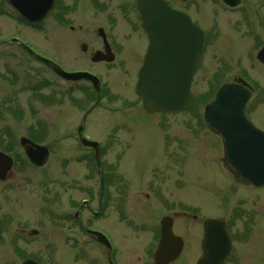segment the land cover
<instances>
[{
	"label": "rangeland",
	"instance_id": "obj_1",
	"mask_svg": "<svg viewBox=\"0 0 264 264\" xmlns=\"http://www.w3.org/2000/svg\"><path fill=\"white\" fill-rule=\"evenodd\" d=\"M135 1L58 0V6L43 23L27 30L5 14L0 0V39L22 35L38 54H57L61 63L53 59L64 69L87 68L100 74L107 87L106 97L112 99H106L102 94L106 106H95L86 114L84 135L108 145L103 160L111 167L114 181L127 185V195L121 205L112 199L92 225L96 230L115 235L125 232L122 239H116V245L122 249L123 262L137 264L138 257L145 258V247L153 238L149 232H159L161 218L171 216L173 212H185L186 217L174 218L172 231L182 232L184 237L187 234L189 255H184L183 263L179 264H192L190 254H194L195 235L192 233L191 237L190 232H202L205 218L223 217L228 232H264V187L253 189L233 181L220 162L222 140L207 129L202 117L203 107L213 99L217 88L241 75L254 89L244 107V116L264 132V72L261 68L253 71L246 58L238 65L233 51L232 18L216 0H191V5L188 2L179 4L181 8L200 11L205 34L219 32L215 40L211 34L204 39L203 54L195 65L183 110L146 113L135 94L136 75L147 49V37L140 26ZM164 1L174 3V0ZM57 15L62 16V25L52 23ZM217 21L220 29L216 27ZM99 28L103 29L114 57L106 64L90 61L93 51L102 48L97 34ZM82 44L87 46L85 51L80 50ZM35 65L33 68L41 69L40 65ZM32 85H38V81L33 80ZM78 85L81 86L78 90L71 89L66 83L62 89L59 86L43 87L39 91L49 100L33 98L32 107L16 110V115H11V109L0 106V133L8 130L26 133L32 141L49 150L42 167L36 168L25 162L26 168L17 175L14 190L3 193L6 185H0V204L4 205L0 210V245L5 253H8V233L14 227L27 232L35 229L37 235L28 239L26 234L16 233L21 239L17 241V256L25 252L32 258L38 257L43 264H51L58 260L61 251H66L63 254L71 261L72 237L70 233L62 232L67 224L57 218L62 158L66 164L65 174L74 171L72 174L80 184L87 179L83 163L72 154L73 141H62V138L74 132L83 114L92 105L94 107L95 101V94L88 84L79 82ZM124 122L126 126L122 128L120 124ZM115 123L120 130L114 129ZM110 132H117V135L104 141ZM161 150H175L171 151L175 157L169 171H164L158 163ZM24 178L26 183H23ZM91 181L97 192L98 175L95 174ZM145 193L149 194L148 199L144 197ZM84 197L82 192L77 194L79 200ZM10 205L15 206L14 223L7 217ZM88 215L84 214L85 217ZM83 238L80 236V240ZM91 251L97 264H103L105 252L94 247ZM85 261L79 260L82 264Z\"/></svg>",
	"mask_w": 264,
	"mask_h": 264
},
{
	"label": "flooded vegetation",
	"instance_id": "obj_2",
	"mask_svg": "<svg viewBox=\"0 0 264 264\" xmlns=\"http://www.w3.org/2000/svg\"><path fill=\"white\" fill-rule=\"evenodd\" d=\"M187 2L189 5H191V0H174V3L167 2V4L169 8L179 11L182 14L186 15L191 20V22L201 31V56L203 54L204 39L206 40L207 35L209 37L211 33L208 32L207 34H205L206 29L205 27H203L202 19L200 17V15H203L200 13L199 10L195 11V9H188V7L181 8V6H179V4H185ZM216 2L220 6V8L224 12L229 13L232 18L231 27L234 37L233 51L238 65L241 64L243 60L247 59L249 61V64L252 66L253 71L261 68V70L264 72V0H231L233 6L228 5L223 0H216ZM2 4L4 8L3 11H6V15L11 16L13 18V21H15L19 26H22L23 29L31 30L32 28H37L39 24L43 23L44 19L48 18V14L54 11L55 8L58 6V0H53L50 12L44 17L43 20L37 23H29L22 20L14 12L11 11V9L7 6L4 0H2ZM1 7L2 6L0 4V12L2 11ZM6 15L4 17L12 21V18H9ZM55 18L56 21H52L55 26L57 23L61 25L63 24L61 15H57ZM217 24L218 25L215 26L220 29L219 21H217ZM218 32L219 31L217 30L216 35L211 34V38L213 40L217 38ZM98 36L101 38L100 35ZM101 41L102 48H98L93 51V53L90 55V61L95 52H104L105 44L102 38ZM107 45L111 51V45L108 42ZM86 48L87 46L85 44H82L80 46L81 51H85ZM29 50L35 52L42 58L51 61L53 64L57 65L65 72H87L95 76L100 82V92L99 94H97V92L92 87V84L89 81H79L81 83L88 84L92 92L95 94V101L93 103L94 107L92 105L86 110V112L83 114L84 116H82V120L79 122L78 126L75 127L74 132L67 134L64 138H62V141H73L74 149H71V151L75 153L72 152V154L75 156V159H77V161L83 163L82 168L85 170L87 182L80 184L77 177L72 174V172L74 171H71L70 174L69 172L68 174H65L64 168L66 167V164L64 158H62L63 160H61V171L57 191L59 206L57 218L61 221L62 224H67V227H65L64 229L62 228V232L70 233L69 235H71L73 242V244H71V249L74 251L72 253L73 255L71 261H67L68 257L65 258V254H63L67 252L61 251V253L58 254V260L56 262H51V264H82L81 262H79V260L81 259L86 260L85 264H97V262L94 260L95 257L92 255L93 252L91 251L93 247L99 249V251L103 250L105 252V261L103 264H127V262H123L121 258L122 249H118L116 245V239H122L125 232H118V235H115L112 234V232L96 230L92 225L93 221L98 218L99 215L104 213L106 208L113 201L112 199H114L115 202L117 201L121 205L124 203V200L127 195V185H125L123 182L114 181L112 172L111 170H109L111 169V167L108 166V164H106L103 160V157L106 154V146L108 145L102 143L101 141H97L94 139L92 140L84 135V130L86 127V114H88L91 109L95 108V106L103 104L104 100H102L101 95L103 93V97H106L107 87L104 86L100 74L94 73L93 71H90L87 68L64 69L58 63L60 61L56 58L57 54L56 56L54 55V53H50L51 56L40 55L32 49L31 43L26 37L19 34H13L8 38L0 39V106L4 109H11V115H16V110L23 109L25 111V109H30L32 107L33 98L49 100L48 97L42 95L39 91V89L43 87L59 86L62 89V85L64 83L70 85L71 89L74 88L73 90H78V88L81 87L80 85H78L79 82L70 83L65 81L63 78H61L55 73L52 67H50L43 61L35 59L30 54ZM111 53L113 52L111 51ZM200 56L196 60L195 65L199 60ZM53 58H55L58 62ZM93 63L106 64V61H99ZM33 64L34 66H36L35 64H37L38 66L40 65L41 69L38 70L36 68H33ZM224 70L219 71L223 72ZM33 80L38 81V85L33 86ZM225 83H234L247 88L250 93V96L254 92L252 86L249 85L241 75H236L232 78L230 82ZM107 98L112 99V97L108 95L106 99ZM103 105L106 106L105 104ZM113 125L115 130H120L121 127L124 128V126H126V123H121V127L119 128H117L118 123H115ZM12 131L13 130H8V132L0 133V152L7 155L12 160L10 170L7 171L3 179H0V185H6V188L3 189V193H8L14 190V182L17 178V175L23 172V170L26 168V163L32 165L25 156L23 146L20 144V139L22 137L28 138L27 134H16ZM116 135L117 132L107 133L104 141H109L110 137ZM82 137L87 140L99 143V166H97L96 164L94 148H92L91 146L84 145L80 141V138ZM162 147H164V143ZM171 151L175 152V150H161L158 163H160V166L163 167L164 171H169L174 166L172 164V161L175 155H172ZM16 152L18 154H22V156H18ZM162 152H165V154H162ZM95 174H97L99 178V188L97 192L94 189V183L91 181V179L94 178ZM23 180V183L27 182L26 178H24ZM111 189L115 190V192L112 193ZM79 192H82L85 195V197L80 200L79 198H77V194ZM144 197L148 199L149 194L145 193ZM94 205H97V207L94 208ZM3 207L4 205L0 204V210ZM85 213H88L90 216L88 215L87 217H85ZM172 216H174V218L177 216L186 217L187 213L173 212ZM7 217L8 221L14 223L15 206L10 205L9 215ZM191 217L193 219L195 218L194 215H191ZM31 230L32 229L27 232V230L25 229L17 230L14 227L13 231L8 233V253H5V250L1 249L2 247L0 245V264H24L28 260H31L36 264H43L42 261L38 259V257L32 258L28 256L25 252L21 253L23 254L22 256H17V241H21V239L19 238V235H16V233L18 232L20 234H26V236H23L28 239L29 237L37 235L31 234ZM92 232H101L106 237L109 243V248L105 245L98 243L96 241L95 235H93ZM149 233L152 234L153 238L146 245V247L148 246V248L145 247V250L147 249L144 254L145 258L138 257L137 264H155L154 254L161 237V232ZM171 233L174 237L180 238L181 249L177 257L164 264H179V262L183 263L182 258L184 257V255H189L188 241L186 238L187 234L185 233L184 237L181 234L182 232ZM190 233L191 237L192 233H194L195 235L193 239L194 254H190V259H193L192 264H196L197 261L203 255L202 242L204 240V232ZM226 233L230 240L231 250L228 256L223 260L221 264H264V232ZM80 236L84 238L80 240ZM172 241L173 243L169 247V250L171 251L174 250L173 244L177 243L175 240ZM44 264H46V262Z\"/></svg>",
	"mask_w": 264,
	"mask_h": 264
},
{
	"label": "water",
	"instance_id": "obj_3",
	"mask_svg": "<svg viewBox=\"0 0 264 264\" xmlns=\"http://www.w3.org/2000/svg\"><path fill=\"white\" fill-rule=\"evenodd\" d=\"M233 6L231 0H223ZM7 6L22 20L37 23L50 12L53 0H4ZM141 27L145 31L148 45L141 67L137 73L135 93L147 113L177 112L184 108L191 84L192 69L200 55L202 33L181 12L168 7L163 0H136ZM105 44L104 52L97 51L93 62L113 61L103 29H97ZM30 54L45 62L55 73L66 81L88 80L99 93V80L87 72H65L51 61L33 51ZM106 54V55H105ZM241 81V80H240ZM250 93L247 88L234 83L219 87L213 100L203 109L204 123L223 142V167L234 182L243 186L259 188L264 186V132L257 129L244 116V107ZM80 141L95 150L96 164L99 166V144L80 138ZM20 144L24 153L36 167H41L48 159L45 146L22 137ZM12 160L0 152V179L11 168ZM173 217L165 216L159 221L161 237L154 254L155 264H164L177 257L181 240L172 232ZM36 234L35 230L30 231ZM204 240L203 255L196 264H221L231 250L224 218H206L202 222ZM96 241L109 248L106 238L99 232H92ZM175 238V239H174ZM173 244L174 250H169ZM169 250V251H168ZM24 264H36L31 260Z\"/></svg>",
	"mask_w": 264,
	"mask_h": 264
}]
</instances>
